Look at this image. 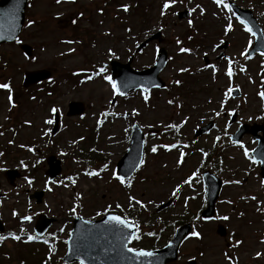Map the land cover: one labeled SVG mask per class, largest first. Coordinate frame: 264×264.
Instances as JSON below:
<instances>
[{"label": "rangeland", "instance_id": "rangeland-1", "mask_svg": "<svg viewBox=\"0 0 264 264\" xmlns=\"http://www.w3.org/2000/svg\"><path fill=\"white\" fill-rule=\"evenodd\" d=\"M232 1L251 9L264 31V0ZM164 2L62 0L57 4L55 0H29L19 42L0 45V83H9L12 89V103L10 93L0 89V217L8 230L22 235L19 241L12 236L0 240V264H65L62 256L73 219L77 215L99 218L109 211L119 212L138 224L140 240L131 244L136 248L162 246L179 224L192 222L200 238L187 239L179 259L172 264H188L189 259H195L197 264H229L225 254L236 264H264V211L259 210L264 209V185L259 163L252 162L256 142L250 135L239 142L230 138L240 122H264V99L259 95L264 91V57L241 55L254 36L244 30L237 15L218 8L214 0H177L161 16ZM195 4L205 9L203 15L197 10L187 18L177 17L178 11ZM29 20L34 21L31 26ZM229 21L232 30L225 34ZM159 31L161 42L152 40L142 51L135 52L142 41ZM177 39L181 44L176 43ZM224 39L232 47L229 44L225 57L216 61L220 51L215 47ZM69 40L73 43L64 42ZM21 42L32 45V57L23 53ZM161 46L168 52L160 72L166 87L149 93L138 90L114 94L104 79H112L110 61L125 63L133 56L132 67L142 70L155 63ZM180 47L191 51L180 53ZM109 49L113 55H109ZM205 58L214 62L208 65ZM229 66L233 68L231 77L227 75ZM101 67L103 73L95 75ZM42 68L52 71V81L24 88L25 71ZM181 68L188 71L181 72ZM234 87L242 89L240 98L231 96ZM74 100L83 101L85 111L68 117V105ZM53 108L61 115L56 135L52 134ZM234 112H239L240 117L230 124ZM49 119L53 123H45ZM211 121V129L195 136L198 127ZM134 123L145 135V164L122 185L113 173L117 175L116 164L130 145ZM170 144L176 147H161ZM153 145L157 146L156 153L150 151ZM50 154L63 162L64 177L54 181L44 174ZM178 159H182L179 165ZM105 164L107 169L103 168ZM9 168L23 173L15 186L6 178ZM206 169L219 176L223 186L215 217L204 222L200 212L207 201L201 172ZM87 171L100 174L88 176ZM193 173L196 175L185 183ZM129 180L131 187L127 186ZM177 185L180 189L173 195ZM36 189L45 190L40 204L29 199ZM130 195L145 208L135 204L130 208ZM253 196L256 199H251ZM168 200L171 204L157 211ZM74 206L76 211L72 213L69 209ZM13 211L18 215L13 216ZM42 213L57 218L49 228L48 238L54 242L51 245L27 239ZM25 215L31 219L23 221ZM224 216L229 219H218ZM218 224L226 227L227 237L217 233ZM149 232L153 235H147ZM236 241L242 243L236 245ZM257 252L261 253L259 257Z\"/></svg>", "mask_w": 264, "mask_h": 264}, {"label": "water", "instance_id": "water-1", "mask_svg": "<svg viewBox=\"0 0 264 264\" xmlns=\"http://www.w3.org/2000/svg\"><path fill=\"white\" fill-rule=\"evenodd\" d=\"M27 1L28 0H19V3H17V0H0V36H3V38L0 39V44L14 41L19 36L25 20ZM232 6L256 34V43L249 53L257 50L264 52V34L252 12L234 4ZM187 16L188 11L179 13L180 18ZM160 37L161 32L155 33L139 46L138 51L152 39L159 38V40H162ZM21 48L28 56H32L33 48L31 45L24 43L21 44ZM166 61L167 51L165 48L160 49L156 63L152 67L142 71H136L132 68V59L126 63L113 60L111 62L112 75L116 79L118 91L120 93H128L136 88L150 91L155 85L164 87L165 82L159 77V73L165 66ZM51 75V71L47 69L26 71L23 85L25 87L31 86L49 79ZM125 85H127V87H125ZM84 110L85 105L83 102L72 101L69 104V111L67 114L69 116L79 115L82 114ZM59 120V114L55 113L53 133H56L58 130ZM211 126L212 123L200 128L197 131V135L205 132ZM249 128L250 126L248 124L242 125L236 135L233 136V139H240L245 132L250 130ZM258 129L259 127L257 125L252 126L251 131L256 134ZM143 148L144 134L138 125H134L131 135V145L125 155L117 163V169L121 176L127 178L136 171V165L139 164L143 156ZM253 155L256 160L261 161V175L264 179V138L260 139L259 145L253 151ZM48 164L49 169L46 171V174L49 175L50 179H53L61 172V161L57 159L56 156L51 155L48 157ZM7 175L11 182H13L16 176H20L16 170H9ZM203 176L207 185L208 205L202 212V216L210 218L215 213V205L221 190L222 180L209 170L205 171ZM43 194V191H35L30 197H36L38 202H41ZM163 206H166V204ZM108 215L116 214L110 213ZM108 215L96 221H89L83 217H77L75 219L73 231L68 241V252L64 257L65 261H83L84 264H168L178 258L180 245L192 230L191 223H185L177 229L173 238L165 246L159 249H144L153 252L151 257H133L131 253H127L122 248V243H124V241H122L121 236H127L132 231H135V229H124L114 225H106L104 221L107 219ZM53 221L54 219L46 218V216L43 215L37 225V232L42 234ZM0 230H4V225L1 221ZM218 233L225 236L227 233L226 228L219 225ZM130 242H128V246ZM73 245H79V250H75ZM195 263V260L189 261V264Z\"/></svg>", "mask_w": 264, "mask_h": 264}, {"label": "snow or ice", "instance_id": "snow-or-ice-1", "mask_svg": "<svg viewBox=\"0 0 264 264\" xmlns=\"http://www.w3.org/2000/svg\"><path fill=\"white\" fill-rule=\"evenodd\" d=\"M55 2H56L57 4H60V3L62 2V0H55ZM176 2H177V0H165L164 4H163V6H162V10H161V12H160V15H161V16L165 15L164 10L170 8V6L173 5V4H175ZM188 2L191 3V0H188ZM17 3H19V0H17ZM214 3L216 4V6H217L218 8L227 9L228 12H232V9H231V7L229 6V4L225 3L224 0H214ZM123 10H124V11H127V10H128V6H127V5H124V6H123ZM197 10H199L200 15H203V14H204L205 9H204L200 4H195L194 7H191V8H188V9H187L189 16H191V14H192L193 12L197 11ZM80 15L82 16L83 14L80 13ZM214 15H215V14H214ZM233 15H235V14L233 13ZM237 19H239V18H237ZM75 22H76V21L73 20V23H75ZM33 23H34V21L29 20V21H28V26H31ZM192 23H193L192 20L189 19V20H188V25H189V27L192 26ZM240 24L244 26V30H245L246 32H249V33L252 32V29L247 25V23H246L245 21L240 20ZM231 30H232V24H231V21H229V22L227 23L225 29H224V32H225V34H227V33H228L229 31H231ZM129 31H130V29H129ZM252 34L254 35V33H252ZM2 38H3V36H0V39H2ZM189 39H191V37H189ZM17 42H19V41H17ZM64 42H65V43H68V44L73 43V41H70V40H69V41H64ZM176 43L179 45V44H181V41H180L179 39H177ZM221 43H223V42H221ZM217 47H218V46H217ZM69 51H73V49H69ZM190 51H191V50H190L188 47H180V48H179V52H180V53H190ZM108 52H109V55H113L111 49H109ZM244 54H245V53H243V52L241 53V55H244ZM262 55H264V53H262ZM226 59H227V58H226ZM228 63H229V65H231L232 61L229 60ZM206 67H208V66L206 65ZM243 70H244V69H241V71H243ZM103 71H104V69H103V67H101V68H100L98 71H96L94 74L98 76V75H100L101 73H103ZM180 71H181V72H184V71H188V70L185 69V68H181ZM227 75H228L229 77L232 76V69H231L230 66H229V68H228V70H227ZM89 79H91V77H89ZM104 79L107 80L108 83L112 86L113 93H114V94H115V93H118V89H117L116 81L112 80L110 77H107V76H105ZM175 83L179 84L180 81H176ZM125 87H127V85H125ZM155 87H159V85H155ZM0 89H6V90L10 93L8 99H9V102L12 103V96H11L12 89H11L9 83H0ZM230 90H231V89H230ZM145 91H147V90L145 89ZM119 94H120V95H123V93H119ZM259 95H260L261 99H264V92L259 93ZM144 99H145V101H147V100H148V96H145ZM168 103H172V101H168ZM51 111H52V112H57L58 109L53 108V109H51ZM133 111H135V110H133ZM217 114H219V113H217ZM26 123H27V122H26ZM45 123H47V124H51V123H53V121H52L51 119H49V120L45 121ZM169 127H172V125H170ZM2 134H3V133H0V135H2ZM81 139H82V138H81ZM217 139H219V138H217ZM9 143H11V141H9ZM161 147H164L165 149H171V148H175L176 145H175V144L161 145ZM31 150H32V149H29V151H31ZM150 151H151L152 153H156V152H157V146L153 145V146L150 148ZM201 151H202V150H201ZM183 155H184V154L181 153V158L183 157ZM204 155L206 156L207 153H204ZM245 155H246V156L248 155L247 151H245ZM252 162H253V163H257V161H256L254 158H253V161H252ZM21 163H23V162H21ZM176 163L179 165L180 163H182V159H178ZM144 164H145V160H144L143 158H141L140 161H139V164H137L136 167L139 168L140 166H142V165H144ZM107 167H108L107 164H105V165L103 166L104 169H107ZM99 174H100V173L97 172V171H87V172H86V175H88V176H99ZM195 175H196V174L193 173L192 176H190V177L185 181V183H189ZM113 176L115 177V179H116L117 181L120 182V184H122V185L125 184V178H124L123 176L116 175L115 173H113ZM26 179H27V178H26ZM68 179H69V180H72L71 177H69ZM72 182L75 183L74 180H72ZM28 183L31 184V180H29ZM225 183H237V184H239L240 181H225ZM261 184L264 185V180H261ZM127 186H128V187H131V181H130V180L127 182ZM179 189H180V185H177L176 188L173 190V193H172V194H173V195H176L177 192L179 191ZM80 198H81V197H80V194L77 193V195H76V199L79 200ZM251 199H256V198H255V196H253V197H251ZM128 200H129V207H130V208L132 207L133 204H135V205H139V207H140L141 209H144V208H145V204H143L139 199H136L134 196H131V195H130V196L128 197ZM148 203L151 204L152 201H148ZM116 208L119 209V208H120V205L117 204V205H116ZM259 210H260V211H264V209H259ZM69 211L72 212V213H75V211H76V206H74L73 208L69 209ZM12 215H13V216H16V215H18V214H17L15 211H13ZM97 215H101V213H97ZM30 219H31V217L28 216V215H25V216L22 217V220H23V221H28V220H30ZM218 219L228 220L229 217H228V216H224V217H222V218H221V217H218ZM104 223H105L106 225H114V226H116V227H118V228H119V227H122V228H124V229H135V231H132L129 235H127V236L122 235V236H121L122 241H124V243H122V248H123L127 253H131L133 257H151V256L153 255V252H151V251H146V250H144V249H138V248H136V247H130V246H128V242L133 241V240H135V241L140 240L139 226H138V224H136L134 221H130V220L128 219V217H122V216H120V215H108V216H107V219L104 221ZM20 231L23 232L24 229L21 228ZM61 231H62V229H61ZM147 235L152 236L153 233H152V232H149V233H147ZM191 235H192L193 237H196L197 239L200 238V233L197 232V231H193V232L191 233ZM69 236H71V234H69ZM12 238L15 239V240H20V236H17V235H13ZM3 239H4V237H3V236H0V240H3ZM27 239H28L29 241H31V240L36 239V237L29 235V236L27 237ZM45 243H47V241H45ZM65 243L67 244L68 241H65ZM240 243H242V241H236V245H239ZM73 248H74L75 250L78 251V250H79V245H73ZM260 255H261V253H259V252L256 253V256H257V257H259ZM225 259L229 262V264H236L235 259L232 258L229 254H225ZM81 264H84V262L81 261Z\"/></svg>", "mask_w": 264, "mask_h": 264}, {"label": "flooded vegetation", "instance_id": "flooded-vegetation-1", "mask_svg": "<svg viewBox=\"0 0 264 264\" xmlns=\"http://www.w3.org/2000/svg\"><path fill=\"white\" fill-rule=\"evenodd\" d=\"M230 47H232L231 44H230L229 48H230ZM229 48H228V49H229ZM215 51H218V50L215 49ZM215 51H214V52H215ZM226 51H227V50H226ZM218 55H222V57H220V58H217V57H216V58H215L216 61H217V60H221L222 58H224L225 55H226V52H225V51H220V53L217 54V56H218ZM254 56H259V54H255ZM212 62H214V61H212ZM240 93H241V91H240ZM241 94H242V93H241ZM239 117H240V113L236 112V113H235V120L237 121V120L239 119Z\"/></svg>", "mask_w": 264, "mask_h": 264}]
</instances>
